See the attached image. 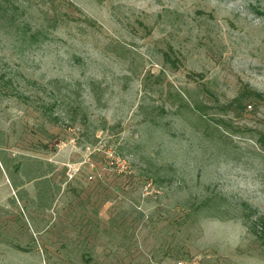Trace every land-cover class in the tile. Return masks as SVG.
I'll use <instances>...</instances> for the list:
<instances>
[{"label": "rangeland", "instance_id": "1", "mask_svg": "<svg viewBox=\"0 0 264 264\" xmlns=\"http://www.w3.org/2000/svg\"><path fill=\"white\" fill-rule=\"evenodd\" d=\"M261 138L264 0H0V264H264Z\"/></svg>", "mask_w": 264, "mask_h": 264}, {"label": "trees", "instance_id": "2", "mask_svg": "<svg viewBox=\"0 0 264 264\" xmlns=\"http://www.w3.org/2000/svg\"><path fill=\"white\" fill-rule=\"evenodd\" d=\"M204 89V88H203ZM206 89V90H205ZM204 89V93L206 94V97L212 101V106H209V100L206 101H195L190 98V96L185 94V98L180 94L176 93L173 103H177V114L182 116L188 123H190V126H192L194 129L201 130L206 135L210 136L208 130L210 129V123H214L215 127H222L225 122H223L222 119H209L207 116H209V110H213L216 115H220V113H225L228 109L232 107L233 104L242 101L243 99H250V97H254L255 99H259L260 95L255 93H249L252 96H245L242 94V96H239L235 101L230 102L229 104L223 106L218 103L217 98L212 94L211 91H209L207 88ZM188 96V98H187ZM245 96V98H243ZM246 101V100H244ZM248 105V104H247ZM181 110H186L190 114H195L197 120L190 121L186 114L182 112ZM213 115V114H212ZM213 120V122H212ZM260 143L264 141V138H261ZM264 145V144H262ZM36 164L38 166L45 165L44 168L46 170H40V168H35L34 170H31V164ZM52 165L48 163H43L38 160H32V159H25V162L21 164L20 168L17 170H20L22 173L23 179L25 182H30L35 180V186L37 189V197L39 201L41 202L44 195L46 194L48 183H47V175L52 170ZM33 171V172H32ZM12 179V186L14 188L21 187L23 185L24 180H20L19 182H16L14 177H11ZM222 202V201H221ZM220 200H218L217 196L214 195L212 197H207L202 200H193L189 201L187 206V217L190 215L195 216H201V217H214L218 218L219 220H226V219H232V216H229L228 214H225L227 216H223V212H216L217 209L220 208V206H223ZM220 213V214H219ZM227 213V212H224Z\"/></svg>", "mask_w": 264, "mask_h": 264}]
</instances>
